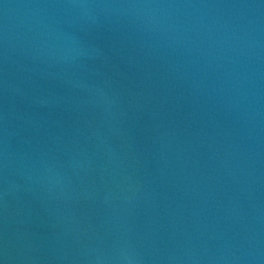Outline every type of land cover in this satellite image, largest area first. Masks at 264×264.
Listing matches in <instances>:
<instances>
[{
	"label": "water",
	"instance_id": "1",
	"mask_svg": "<svg viewBox=\"0 0 264 264\" xmlns=\"http://www.w3.org/2000/svg\"><path fill=\"white\" fill-rule=\"evenodd\" d=\"M264 264V0H0V264Z\"/></svg>",
	"mask_w": 264,
	"mask_h": 264
},
{
	"label": "clouds",
	"instance_id": "2",
	"mask_svg": "<svg viewBox=\"0 0 264 264\" xmlns=\"http://www.w3.org/2000/svg\"><path fill=\"white\" fill-rule=\"evenodd\" d=\"M129 264H131V261L129 262Z\"/></svg>",
	"mask_w": 264,
	"mask_h": 264
}]
</instances>
